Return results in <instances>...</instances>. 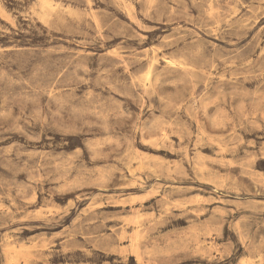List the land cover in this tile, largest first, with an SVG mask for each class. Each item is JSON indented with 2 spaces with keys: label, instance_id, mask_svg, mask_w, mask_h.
Here are the masks:
<instances>
[{
  "label": "rangeland",
  "instance_id": "374dc122",
  "mask_svg": "<svg viewBox=\"0 0 264 264\" xmlns=\"http://www.w3.org/2000/svg\"><path fill=\"white\" fill-rule=\"evenodd\" d=\"M0 264H264V0H0Z\"/></svg>",
  "mask_w": 264,
  "mask_h": 264
}]
</instances>
